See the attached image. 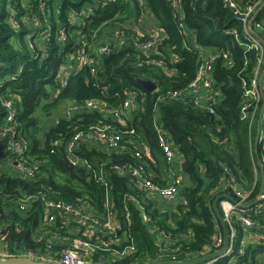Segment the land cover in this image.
Listing matches in <instances>:
<instances>
[{"label": "trees", "instance_id": "1", "mask_svg": "<svg viewBox=\"0 0 264 264\" xmlns=\"http://www.w3.org/2000/svg\"><path fill=\"white\" fill-rule=\"evenodd\" d=\"M95 1L0 0V127L3 125L0 130L9 124L14 134L13 137L10 133L0 145L18 138L23 146V159L28 164H38L40 170L28 179L17 173L12 175L8 170L1 172L3 156H0V227L8 232L6 241L9 246L17 242L13 248L21 249L47 244L51 238L52 245L62 253L72 247L74 238H80L92 244L95 249L92 259L103 264L184 261L214 252L215 238L219 232L224 235L213 205L215 197L229 194L238 200L227 184L234 177L243 189L253 190L249 199L252 202L262 180L255 152L256 124L250 129L249 121L241 118L243 82L255 74L261 52L247 50L236 35L229 33L235 27L243 43H247L244 24L236 10L246 9L254 0H233L236 10L227 6V0H179V10L172 6L171 0H145L147 14L155 20V25L150 27L144 19H131L146 11L139 0H101L94 5ZM92 6V12L77 16V22L72 21L70 12ZM258 21L262 22V28L255 26ZM181 23H185L186 30ZM252 27L264 36V5ZM157 28L166 32L159 42L160 55L164 57L153 56L162 58L161 64L149 62L134 44L137 31L156 32ZM120 40L125 41V46L118 44ZM102 46L109 51L101 53L96 49ZM202 47L228 51L233 58L232 64L224 57L214 64L215 87L220 91L215 113L192 99L184 102L168 96L174 90L187 92L201 64ZM79 48L97 62L69 74L68 83L62 86L60 68L68 64ZM171 51L181 60L171 58L168 55ZM261 59L262 73L264 52ZM90 66H96L94 73ZM141 80H151L156 88L149 90ZM132 89L140 90L132 93ZM8 99L17 110L13 121H6ZM71 100L97 101L99 110L91 113L81 110L72 120H67L57 110L61 108L63 113ZM127 100H133L135 108L121 122L114 114ZM39 109L58 112L59 121L56 118L46 132L40 131L36 116ZM262 119L264 128V115ZM103 124L121 132L127 148L110 151L107 142L101 139H81L77 155L89 159L97 170L109 162H128L148 169L154 156L163 159L157 125L168 132L182 155L185 175L175 201H164L156 191L142 188L139 182L136 185L128 176L116 172L109 175L105 184L86 168L71 165L65 147L52 143L60 136L68 142L75 125L76 131H87L93 125ZM139 151L141 155L137 154ZM261 151L259 143L264 164ZM163 160L169 167L168 161ZM105 175L108 172L103 168L99 177ZM152 180L162 186L172 184L168 176L154 175ZM44 192L67 202L86 198L92 206L90 215L107 219L113 213L122 220V228L101 239L102 235L98 237L97 233H77L80 224L76 219L71 223L60 218L45 222L41 195L24 211L22 198ZM255 206L256 202L247 207L252 214ZM255 218L264 225L261 214H255ZM62 222L65 228L60 227ZM255 229L264 236L263 230ZM240 230L234 253L237 264H264L261 263L264 254L259 252L264 249V238L255 242L244 234V229ZM57 233L61 235L59 240L54 236ZM36 236L42 240L36 242ZM213 264H227V258Z\"/></svg>", "mask_w": 264, "mask_h": 264}, {"label": "built area", "instance_id": "2", "mask_svg": "<svg viewBox=\"0 0 264 264\" xmlns=\"http://www.w3.org/2000/svg\"><path fill=\"white\" fill-rule=\"evenodd\" d=\"M100 1L101 0H96L94 5H98ZM140 1L142 4H140V2L139 4L146 7V11L140 14L143 17L144 15H148L147 6L145 4V0ZM229 2L231 6L237 8L235 1L229 0ZM171 4L176 10L181 8L179 0H171ZM263 4L264 0H254L250 5L246 6V9L236 10L237 13H239L238 18L242 20V23L244 24V38H246L247 43H243L239 32L235 27L229 30V33L233 34L234 36L236 35L235 38L240 43L246 45L247 50H259L261 52V58L264 52V43L261 38H264V36L257 34L255 32V28L252 27V25L257 15L256 12L258 7ZM92 10L93 6L90 8L83 7L80 11L75 10L71 12L70 14L72 21H79L77 16L88 14L92 12ZM261 23V21H258L255 26L257 28H262L263 25ZM181 26L183 30H186L185 23H181ZM165 35H159L156 32L148 30L145 33L142 31H137V35L134 39L135 47L138 51L142 52L146 56L149 62L161 64L164 60L162 58L156 59L153 56L158 55L164 57L163 55H160L159 42L161 37ZM118 44L121 47L125 46V41L120 40ZM96 49L101 53H107L109 51V48L106 46L96 47ZM168 55L175 60H181L179 55L173 51H171ZM219 57H224L229 62V64H232L233 62V58L230 56L228 51L221 49L210 51L202 47L201 64L198 68L197 75L187 89V92L182 90H174L173 92H170L168 96L172 99L184 100V102H186L188 99H192L196 104L208 108L211 113H215V105L218 102L220 91L215 87L213 72L215 61ZM261 58L258 61L259 65L257 66L255 74L250 79H245L243 82L244 91L241 118L243 120L249 121L250 129L253 128L255 124H257L263 100L262 91L259 85L261 75ZM96 62L97 61L95 58H89L84 54L83 48H79L74 54L70 56L68 64L61 66L60 68L59 76L62 80L61 85L65 86L68 83V76L72 72L79 71L82 67H84L83 65L85 64ZM90 67L94 73L96 71V66ZM138 90L140 89H132L131 91L132 93H136ZM5 105L9 109V114L6 121H13L17 115L15 104L11 99H8L5 101ZM99 105L100 104L94 100H87L84 102L71 100L66 104L62 115L65 119L72 120L75 117V114L77 112H81V110L89 113L96 112L95 110H99ZM134 108L135 104L133 100H127L124 105L115 112L114 117L121 120V122H125V119ZM57 121H59L58 117ZM8 126L6 125L0 130V141L5 140L6 137L8 138L9 134L12 133L11 131L13 130V127L9 124ZM70 126H72V124ZM74 127V132L72 133L68 142H65L64 136H60L52 140L53 145L65 147L68 153V161L71 165L86 168L89 170L90 175L98 177L99 180L105 184L109 182V175L113 172H116L120 176H128L136 185V182H139L142 188L156 191L157 196L164 201L171 202L178 198L181 185L184 182L183 175L179 173V171L183 169L181 166L182 155L173 145L171 137L168 135L167 131L163 130L157 125L159 145L161 147L164 159L168 161L170 166L168 180L172 181V184L162 186L153 182V175L147 171V169H144L143 166L128 164V162H124L122 164L109 162L99 166V170H97L89 159L77 155L78 151L81 149V142L79 141L83 138L86 140L93 138L101 139L103 142H107V147L110 151L120 152L127 148L124 137H122L121 132L113 129L109 124L93 125L87 131H76L75 129L77 128V125ZM11 128L12 130H10ZM12 136L14 137L13 133ZM11 142H14V140H10L8 144L7 142L6 144L2 143L4 148L2 150L3 154L0 156H3V160H6L10 163L9 166H15L17 174H19L23 179L36 176V174L40 171L39 165H31L26 163V160L23 159V146L20 145L21 143L18 138H15L14 143L11 144ZM259 143L262 145L261 155L264 161V128L262 125ZM137 154L141 155V152L139 151ZM12 168L13 167H10V169ZM103 168L108 172V175L99 177L100 173L103 171ZM227 184L232 187L233 191L238 197V202H234L228 198H221V200H219V206L229 228V246L220 256L210 259L207 261L208 263L204 262L200 264H213L223 258H227V264H237V259L234 256V253L238 245L239 237L241 236L240 229H244V234L252 240H254L253 235L257 237L256 239L264 238V236H262L263 233H260L255 229L258 228L264 231V225H260V223L255 218V214H261L264 220V191L260 195L259 200L257 201L258 203L256 202L255 209L252 210L254 213L252 214L251 209L242 208L239 204L250 203L249 199L253 193V190L243 189L234 177L227 180ZM38 195H41L39 199H41L42 203L44 204L45 215L43 219L45 222H55L58 218H60L65 223H71L73 219H76V221L80 224V226L76 229L77 233L82 232L83 234L87 235H94L97 233L98 237L102 235L101 239H104L107 234L115 233L118 229L122 228V220L117 219L113 213H111L107 219L90 215L89 211H92V206L90 201L86 198L78 199L75 202H67L54 199L51 195L45 192L43 194L38 193L34 195H27L20 201L21 207L24 209V211L29 210L33 206V203L35 200H37L35 197ZM126 197L128 198V194ZM131 198L132 196L129 195V199ZM106 203L107 206H109V202L107 201ZM143 214L144 218L147 219L145 213ZM129 220L130 218H128V221ZM64 222H62L60 226L61 228H65ZM2 229L3 228L0 227V257L2 258H27L45 261L52 264H103L92 259V251L95 249L89 241L82 240L80 238H74L72 240V247L65 249L62 253L61 251L55 249V247L52 245L53 239L51 238L47 239V244L37 243V246L34 248L23 246L21 249H15L13 247L17 242H15L14 246H9L6 241L8 232L5 233L2 231ZM54 236L57 240L61 238L59 233H57V236ZM35 240L36 242L41 241L42 237L37 239L36 236ZM223 242L224 235L222 232H219L214 242L216 250L222 247ZM11 249L14 251H11Z\"/></svg>", "mask_w": 264, "mask_h": 264}, {"label": "water", "instance_id": "3", "mask_svg": "<svg viewBox=\"0 0 264 264\" xmlns=\"http://www.w3.org/2000/svg\"><path fill=\"white\" fill-rule=\"evenodd\" d=\"M226 4H227V6L231 7L232 10H236L235 7L230 5V2L228 0L226 1ZM263 5L257 10L256 14L259 11H261ZM261 40L264 43V38H261ZM141 83L143 86H145L149 90H153L156 88V84L154 82H152L151 80H141ZM259 85H260V88L262 91L263 105H262L261 111L259 113V119H258V123H257V134L255 137V152H256L257 163L259 164L260 169H261L262 180H261L259 192H258V195L256 196V198L248 204H241L240 203L239 205L242 208L250 207L253 203L257 202L259 200L260 195L264 191V164L262 162V159H261V156L259 153V139H260V133H261V120H262L263 113H264V69L260 75ZM3 148H4L3 144L0 145V155L3 154V151H2ZM218 167H219V170L221 172H224V168L222 167L221 164H218ZM222 197H227L234 202H238V200L235 199V197H233L232 195H229V194H219L214 199V202H213L214 209H215L217 217L220 220V222L223 226V229H224V242H223V245L221 248L215 250L214 252H210V253H207L205 255L199 256L197 258L190 259V260H184V261H171V260H159V261H157V260H155L149 264H198V263H201L203 261L209 260L211 258L220 256L222 253H224V251L229 246V238H230L229 234L230 233H229V228H228L226 219L223 216V213H222L221 208L219 206V200ZM0 264H52V263L45 262V261L32 260V259H27V258H2V257H0Z\"/></svg>", "mask_w": 264, "mask_h": 264}, {"label": "rangeland", "instance_id": "4", "mask_svg": "<svg viewBox=\"0 0 264 264\" xmlns=\"http://www.w3.org/2000/svg\"><path fill=\"white\" fill-rule=\"evenodd\" d=\"M139 2H140V4H142V2L140 0H139ZM138 18L146 20V22L150 24L149 27L152 26V25H155L154 24L155 20H153L152 17L148 16V15H144L143 17L140 15L137 18L132 17L131 19L137 20ZM112 31H113V28H112L111 32ZM57 111L60 113L59 116H62V113L60 112L61 108L59 110H57ZM57 111H52L50 113H48V112L46 113V112L42 111V109L37 110L36 116L38 117V119L40 121L39 127H40V131L41 132H46V131L49 130L51 125L55 122V119L58 117V112ZM256 128H257V126H256ZM1 164H2L1 172H4V171L8 170L9 173L12 174V175L17 173L16 168L9 169V164L10 163L7 162L6 160H3L1 162ZM253 237H254L255 242H257V240H256L257 237L255 235H253ZM254 240H252V241H254ZM259 252L264 254V249H260ZM0 256H1V253H0ZM261 259H262L261 263L264 262V257H261ZM258 262H259V258L257 257V263Z\"/></svg>", "mask_w": 264, "mask_h": 264}, {"label": "crops", "instance_id": "5", "mask_svg": "<svg viewBox=\"0 0 264 264\" xmlns=\"http://www.w3.org/2000/svg\"><path fill=\"white\" fill-rule=\"evenodd\" d=\"M156 33L159 35H165V32L161 28H157ZM257 123H258V121H257ZM256 126H257V124H256ZM161 154H162V152H161ZM162 157L164 159L163 154H162ZM163 159L154 156V159H151L152 163L150 165H148V167H147L148 168L147 171H149L153 176L154 175L155 176L156 175H162L163 177L166 178V176H168V174H169V167L170 166L167 167L168 166L167 162L166 161L164 162ZM179 173H181L183 175V177H185L183 169L181 171H179Z\"/></svg>", "mask_w": 264, "mask_h": 264}, {"label": "clouds", "instance_id": "6", "mask_svg": "<svg viewBox=\"0 0 264 264\" xmlns=\"http://www.w3.org/2000/svg\"><path fill=\"white\" fill-rule=\"evenodd\" d=\"M261 6H262V5H261ZM259 8H260V7H259ZM259 8H258V9H259ZM259 12H260V11H259ZM259 12H258V13H259ZM258 13H257V14H258Z\"/></svg>", "mask_w": 264, "mask_h": 264}]
</instances>
